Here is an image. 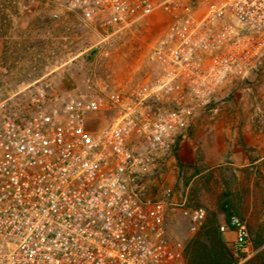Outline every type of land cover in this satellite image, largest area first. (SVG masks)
<instances>
[{
  "label": "built area",
  "instance_id": "1",
  "mask_svg": "<svg viewBox=\"0 0 264 264\" xmlns=\"http://www.w3.org/2000/svg\"><path fill=\"white\" fill-rule=\"evenodd\" d=\"M103 40L134 22L166 19L154 46L157 74L128 91L56 92L42 77L0 98V264H188L168 212L191 233L208 211L147 195L156 161L172 155L192 120L228 84L264 73V0H65ZM54 16L58 17L56 12ZM113 111L106 126L90 119ZM232 254H254L247 220Z\"/></svg>",
  "mask_w": 264,
  "mask_h": 264
},
{
  "label": "rangeland",
  "instance_id": "2",
  "mask_svg": "<svg viewBox=\"0 0 264 264\" xmlns=\"http://www.w3.org/2000/svg\"><path fill=\"white\" fill-rule=\"evenodd\" d=\"M64 5L65 0H0V98L42 77L63 96L128 91L155 79L154 46L164 34L166 19L152 15L103 40L105 36ZM235 95L233 87L207 110L212 113L226 101L235 102ZM112 116L113 111L103 110L90 122L106 126ZM208 123L191 122L172 155L154 163L147 195L156 197L170 187L178 203L186 200L185 206L207 209L205 223L194 233L182 207L169 209V233L184 240L188 264H263L264 180L259 164L239 167L219 161L212 153L218 128ZM232 213L244 217L253 234L254 254L246 260L232 254L231 236L219 229Z\"/></svg>",
  "mask_w": 264,
  "mask_h": 264
},
{
  "label": "crops",
  "instance_id": "3",
  "mask_svg": "<svg viewBox=\"0 0 264 264\" xmlns=\"http://www.w3.org/2000/svg\"><path fill=\"white\" fill-rule=\"evenodd\" d=\"M233 87H236L235 102L226 101L212 113L206 108L192 120V125L205 121L217 127L213 156L239 167L259 164L264 180V73L249 81L228 84L218 93L219 97L227 95ZM224 234H229L230 239L235 237L232 231Z\"/></svg>",
  "mask_w": 264,
  "mask_h": 264
},
{
  "label": "trees",
  "instance_id": "4",
  "mask_svg": "<svg viewBox=\"0 0 264 264\" xmlns=\"http://www.w3.org/2000/svg\"><path fill=\"white\" fill-rule=\"evenodd\" d=\"M220 236H219V239H220V241L222 242V244H223V246L224 247H226L225 245H226V243L224 242V239H223V236L221 235V234H219ZM229 251V250H228ZM230 254V256H232V254L231 253H229ZM186 255H187V259H188V253L186 252ZM264 256V254H262L261 253V256ZM263 264H264V262H263Z\"/></svg>",
  "mask_w": 264,
  "mask_h": 264
}]
</instances>
